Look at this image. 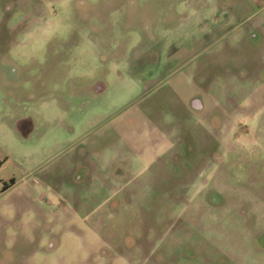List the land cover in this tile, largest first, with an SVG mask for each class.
<instances>
[{"label": "rangeland", "instance_id": "rangeland-1", "mask_svg": "<svg viewBox=\"0 0 264 264\" xmlns=\"http://www.w3.org/2000/svg\"><path fill=\"white\" fill-rule=\"evenodd\" d=\"M0 264H264V0H0Z\"/></svg>", "mask_w": 264, "mask_h": 264}]
</instances>
